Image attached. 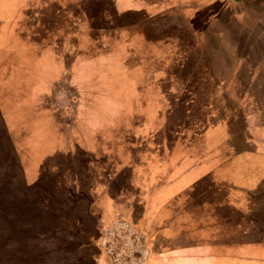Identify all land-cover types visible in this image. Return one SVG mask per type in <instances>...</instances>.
Returning a JSON list of instances; mask_svg holds the SVG:
<instances>
[{
	"label": "rangeland",
	"instance_id": "rangeland-1",
	"mask_svg": "<svg viewBox=\"0 0 264 264\" xmlns=\"http://www.w3.org/2000/svg\"><path fill=\"white\" fill-rule=\"evenodd\" d=\"M112 1L0 0V264H40L33 248L50 244V227L68 228L76 211L97 218L89 203L104 186L122 184L120 202L134 195L132 167H223L245 153L228 120L263 100L251 88L264 85L252 76L264 70L261 23L245 15L238 27L219 11L230 0H142L123 13ZM116 209L98 243L109 263L133 240Z\"/></svg>",
	"mask_w": 264,
	"mask_h": 264
},
{
	"label": "crops",
	"instance_id": "crops-1",
	"mask_svg": "<svg viewBox=\"0 0 264 264\" xmlns=\"http://www.w3.org/2000/svg\"><path fill=\"white\" fill-rule=\"evenodd\" d=\"M175 1L184 4L198 0ZM112 2L115 11L121 13L143 8L142 0ZM237 4L244 10L236 11ZM222 5L219 11L236 21L238 27L239 20L243 24L245 15H249L264 29V0H230ZM262 35L254 39L255 43L264 44V32ZM51 54L49 50L47 55L51 57ZM262 72L252 76L264 74V70ZM53 81H48V91ZM251 88L263 90L264 85ZM262 97L264 100V94ZM263 100L256 111L246 116L236 114L228 120L239 126L235 130L240 131L241 144L245 145L240 149L245 153L233 154L223 167H219L217 158L201 160L202 157L194 164L182 159L177 167L168 164L167 167H145L144 171L143 167H132L133 171L137 168L135 173L139 179L133 180L132 185L138 191L134 195H124L125 199L120 202L116 198L123 197L122 184L117 187L118 181H115L104 186L103 193L108 196L89 203L92 205L96 201L100 206L97 218L90 210L69 214L66 216L70 220L69 227L54 231L60 244L55 242L33 248L39 254L40 264H109L98 243L101 231L110 225L119 207L122 213L119 215L131 219L135 229L146 238L148 255L143 264H264ZM217 130L214 126L205 129L204 138L215 140ZM211 132L214 137L210 136ZM233 136L234 130L230 139L225 138L229 146L234 144ZM246 136L249 141L245 144ZM250 143L253 148H249ZM252 167H260L261 176L257 177ZM111 187L118 188L115 196L110 194ZM240 194H246V202L240 201ZM66 201L70 202V197ZM72 204H77V199Z\"/></svg>",
	"mask_w": 264,
	"mask_h": 264
},
{
	"label": "built area",
	"instance_id": "built-area-1",
	"mask_svg": "<svg viewBox=\"0 0 264 264\" xmlns=\"http://www.w3.org/2000/svg\"><path fill=\"white\" fill-rule=\"evenodd\" d=\"M125 222L129 226L126 228L131 230L130 234L133 235V240H130L122 251L112 254V260L109 264H143L148 255V248L143 240V235L131 228L126 220ZM104 242H106V239H104Z\"/></svg>",
	"mask_w": 264,
	"mask_h": 264
},
{
	"label": "trees",
	"instance_id": "trees-1",
	"mask_svg": "<svg viewBox=\"0 0 264 264\" xmlns=\"http://www.w3.org/2000/svg\"><path fill=\"white\" fill-rule=\"evenodd\" d=\"M125 219L131 224L132 228H133L135 231H137V232L140 233L139 230L135 229V227H134V223H133V221H132L131 219L126 218V217H125ZM68 222H69V219L67 218V223H68ZM56 225H57V224L55 223V225L52 226V227H50L51 229L49 230V237H48L47 240H48L51 244H55V241L57 242V239H58V237L55 236V232H54L55 229L57 228ZM38 228H39V227H38ZM102 232H103V230L101 231L100 238H101V236H102ZM51 240H52V242H51ZM147 248H148V246H147Z\"/></svg>",
	"mask_w": 264,
	"mask_h": 264
}]
</instances>
